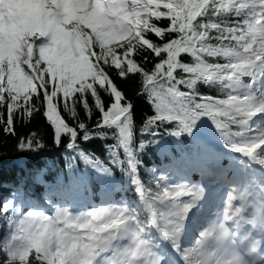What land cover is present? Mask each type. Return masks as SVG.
<instances>
[{
    "label": "snow or ice",
    "instance_id": "6c2138e0",
    "mask_svg": "<svg viewBox=\"0 0 264 264\" xmlns=\"http://www.w3.org/2000/svg\"><path fill=\"white\" fill-rule=\"evenodd\" d=\"M0 24V127L12 135L17 119L42 115L66 154L68 191L99 187L111 200L129 185L139 198L146 186L158 203L175 191L158 173L186 176L180 164L194 159L212 165L200 129L225 131L222 121L232 118L245 121L232 127L245 128L250 146L264 152V0H0ZM130 75L140 79L128 83ZM181 124L187 130L169 133L175 145L160 153L167 163L150 168L145 182L143 154L157 152L162 128ZM45 147L35 135L17 144L32 154ZM32 172L0 194V250L13 264H235L223 225L202 234L205 222L178 244L152 228L160 243L148 246L123 216L107 221L115 238L98 257L71 196L30 199Z\"/></svg>",
    "mask_w": 264,
    "mask_h": 264
},
{
    "label": "clouds",
    "instance_id": "9594fccd",
    "mask_svg": "<svg viewBox=\"0 0 264 264\" xmlns=\"http://www.w3.org/2000/svg\"><path fill=\"white\" fill-rule=\"evenodd\" d=\"M254 95V94H253ZM259 110V109H257ZM240 111H243L241 109ZM240 124L245 121H237ZM191 135V133H190ZM239 135V134H238ZM216 132L211 126H205L200 129L199 138L203 141L214 139ZM175 145V141L169 139H161V143L158 145L157 153L170 150ZM97 195L91 188L80 191L76 196H71L73 203H85L91 201L93 196ZM66 194H62L61 199H64ZM261 197L257 202L251 204L252 211L249 214H245L246 206H237L231 216H226L219 219V223L216 227L223 225L229 232L227 241L230 246H234L235 251V264H264L261 261V257H264V251H261L262 245H264V185H261ZM207 201L200 196L199 199H193L191 202L185 204L184 208L177 213V219L174 222V228L172 234L177 238L184 235L189 229H199L200 221L205 212L208 211L205 207ZM76 219L83 221L84 226L91 229L92 239L94 240V247L98 249L95 253L96 256H101L111 240L114 239V234H106L107 221L109 216L104 210L90 212V213H78ZM145 231L144 227L141 228V233ZM215 231V229H213ZM203 233L209 232L208 228L203 229ZM218 236V233H217ZM171 237L169 238V240ZM144 243H150L149 240H144ZM158 242L156 245L159 246ZM240 249H243L240 251ZM99 264H104L103 258L99 260ZM158 264V261L155 262Z\"/></svg>",
    "mask_w": 264,
    "mask_h": 264
},
{
    "label": "trees",
    "instance_id": "16d2710c",
    "mask_svg": "<svg viewBox=\"0 0 264 264\" xmlns=\"http://www.w3.org/2000/svg\"><path fill=\"white\" fill-rule=\"evenodd\" d=\"M140 77L136 75H130L128 83L132 81L139 80ZM117 82L121 84L123 88L125 85L124 81L117 79ZM142 90V89H141ZM131 95V91L128 92ZM194 111V110H193ZM221 112L217 110L216 119H220ZM66 119L70 117L66 116ZM198 119V116L196 117ZM191 122H195L194 119L190 118ZM215 122V121H214ZM237 123L236 118H232L229 121H222V125H225L229 129L235 130L236 127H232L233 124ZM16 132L15 134L9 135L6 133L2 127H0V189H4L10 180L16 178L18 175L24 173V170L19 164V161H24L28 167L41 169L45 171L48 178L54 180L64 179L67 168L64 164L65 153L61 152L60 149H57L52 143V133L53 130L49 127L45 118L42 115L34 116L31 121L25 120L21 122L19 119L16 120ZM186 131L183 125H179L173 129L162 128L160 139H168L169 133L175 135L177 132ZM35 135V139L39 140L41 143H44L46 147L41 151V153L32 154L30 152H21L17 148L18 141L20 139H28ZM111 143L112 141H108ZM101 149V154H103V146L97 144L93 147V150ZM47 151H54L48 156L43 154ZM32 154V155H31ZM31 155V156H29ZM144 167L142 169V178L145 182L151 180V174L148 171L150 168H158L160 165L166 163L164 156L158 154L154 151H149L143 154ZM129 175L132 176V172H129ZM125 183L127 179L125 178ZM134 183V182H133ZM124 196L127 199L128 203L133 208V203H135L137 208H133L138 218L142 221L144 227L149 229V224L145 216L144 208L141 206L140 199L137 197L136 192L132 189L131 185L127 187L126 190H123ZM156 208L159 212H162L161 203H155Z\"/></svg>",
    "mask_w": 264,
    "mask_h": 264
},
{
    "label": "rangeland",
    "instance_id": "374dc122",
    "mask_svg": "<svg viewBox=\"0 0 264 264\" xmlns=\"http://www.w3.org/2000/svg\"><path fill=\"white\" fill-rule=\"evenodd\" d=\"M3 33H4V32H1V31H0V37L3 36ZM4 54H5V46H4V43H3L2 38H0V58H2V57L4 56ZM220 131H221V129H220V127H218L217 130H216V132H218L219 135L216 134V137H218L221 141H224L222 138H220ZM237 140H238L239 142H241V143H244V144H247V145L250 146L249 141H248V138H243V137H241V135H238V136H237ZM198 162H199L198 159H194V160H192L190 163H185V168H184V169L187 170V169H189L190 167L192 168L193 164L196 165ZM33 170H34V169H33ZM34 172H35V170H34ZM42 176H43V171H40L39 174L37 173L35 181H36L37 183H40V182L42 181ZM166 178H167L168 181H169V187L172 188V189H175V191H173L172 195L169 196V201L166 202V206L170 209V207H172V206L170 205V204H171V201H170V200L175 196V194H176L177 191H178L179 193H181V192H185V191H186L185 189H179L180 187H184V188H186V187H185L184 185H182V184H178V185H180V186H178V187H175L174 185L171 186L170 184H173L172 181H170L171 177L168 176V177H166ZM34 185H35V184H34ZM45 194H46V193H45ZM46 196H47V194H46ZM30 199H31L32 201H34V202L39 203V200H36V201H35L34 198L32 199L31 197H30ZM118 199H121V198H120V195H119ZM42 203L46 204V201H45L44 195H43ZM110 205H111V206H109V207H111L113 210L115 209V210H114V211H115V217H116L117 219H119V217L123 216V217H125V219L133 220V214H132V212L126 207V204H125L123 201H121L120 204L117 205V206H116L115 204H110ZM178 210H179L178 208L174 209L173 213H174V214L177 213ZM98 211H100V210H98ZM78 212H79V211H78ZM78 212H77V214H78ZM140 238L143 239L142 236H141ZM17 261H18V260H17Z\"/></svg>",
    "mask_w": 264,
    "mask_h": 264
},
{
    "label": "bare ground",
    "instance_id": "6f19581e",
    "mask_svg": "<svg viewBox=\"0 0 264 264\" xmlns=\"http://www.w3.org/2000/svg\"><path fill=\"white\" fill-rule=\"evenodd\" d=\"M0 31H5V27H4V25L3 24H0ZM245 133H246V131H245ZM244 133V134H245ZM222 152H219V151H215V154H221ZM205 164H207V166H213L214 167V171H218V169H219V167L221 166L220 164H218V162L217 161H215V162H212V165H208V163L206 162ZM223 165H225V163H222ZM226 169H230V170H234V171H237L239 168H240V165H233V167L232 166H230V165H226ZM184 168V166H180V169L181 170H184L183 169ZM191 171H194V169H191ZM177 173H180V174H182V172H177ZM183 175V174H182ZM208 176V174H204V175H201V172L200 173H198L197 175H195V174H191V177L192 178H189L188 180H193V179H196L197 181L198 180H201V179H203V178H206ZM182 178H180L179 180H181ZM176 185H178V184H176ZM217 189V188H216ZM211 192H212V190H211ZM102 194V193H101ZM188 197H189V195L188 194H183L182 195V197L181 198H179L178 199V203L181 205V206H185V204H187V203H189V200H188ZM93 198H94V196H93ZM92 198V199H93ZM213 203H215V202H217V199L216 198H214V200L212 201ZM209 203V201L206 203V205ZM96 204H98V203H96ZM93 205L92 204H88L87 205V207H85V209L83 210V209H81V210H79V212L78 213H90V212H96V211H98V209L99 210H104V212H106L107 214H108V216H109V219H111V218H113V217H115V209L113 210L112 208H108V205L107 204H98V205H95V207H92ZM184 208V207H183ZM116 218V217H115ZM191 229H189V231H190ZM192 231V230H191ZM0 264H13V262L11 261V258L10 257H8V259L7 260H2L1 262H0ZM15 264H19V261H16L15 262Z\"/></svg>",
    "mask_w": 264,
    "mask_h": 264
}]
</instances>
